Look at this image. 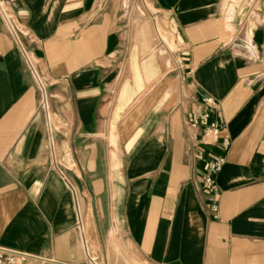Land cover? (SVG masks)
Listing matches in <instances>:
<instances>
[{
	"label": "crops",
	"instance_id": "obj_1",
	"mask_svg": "<svg viewBox=\"0 0 264 264\" xmlns=\"http://www.w3.org/2000/svg\"><path fill=\"white\" fill-rule=\"evenodd\" d=\"M2 1L0 246L264 264V0Z\"/></svg>",
	"mask_w": 264,
	"mask_h": 264
},
{
	"label": "built area",
	"instance_id": "obj_2",
	"mask_svg": "<svg viewBox=\"0 0 264 264\" xmlns=\"http://www.w3.org/2000/svg\"><path fill=\"white\" fill-rule=\"evenodd\" d=\"M0 12L8 24L9 30L12 33L16 34V32L19 30V28L16 26L13 16L10 14L7 6L4 4V2L2 0H0ZM22 50L24 53L26 63L30 67L37 84L43 90L45 88V83H44L43 77L40 74L39 69H38V67H37V65L33 59L32 53L24 47H22ZM208 118H209V116L206 115L201 119V121L194 120V124H199L201 122L203 125L207 126L208 125ZM209 128L211 129L212 135L215 138H217L219 131H220L218 124L212 123L209 125ZM222 163H223L222 159H215L213 162L210 163L209 171L206 175V182L208 183L207 184L208 188H210V189L214 188V184H213L214 183V177L219 172V170L221 169ZM213 208H214V210H217L216 205H214ZM30 259H31V256H29L25 252H21L18 250H14V249H10V248L0 246V264H29Z\"/></svg>",
	"mask_w": 264,
	"mask_h": 264
},
{
	"label": "rangeland",
	"instance_id": "obj_3",
	"mask_svg": "<svg viewBox=\"0 0 264 264\" xmlns=\"http://www.w3.org/2000/svg\"><path fill=\"white\" fill-rule=\"evenodd\" d=\"M164 38H166V40H167L168 39L167 35L164 34ZM172 45H173V43H172Z\"/></svg>",
	"mask_w": 264,
	"mask_h": 264
}]
</instances>
